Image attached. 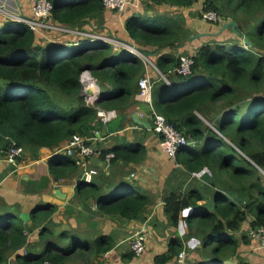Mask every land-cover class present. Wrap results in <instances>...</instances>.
Here are the masks:
<instances>
[{"label": "trees", "instance_id": "obj_1", "mask_svg": "<svg viewBox=\"0 0 264 264\" xmlns=\"http://www.w3.org/2000/svg\"><path fill=\"white\" fill-rule=\"evenodd\" d=\"M49 1L53 9L48 21L64 28L92 26L88 20L107 10L102 0ZM190 1L143 0L145 5L181 8L189 7ZM221 5L207 0L203 10L224 9L223 19L231 17L235 23V30L228 28L234 37L207 41L196 51L181 54L193 58L188 75L168 73L179 65L176 49L188 37L184 20L159 10L130 12L124 18L127 42L147 55L156 53L154 64L167 75L168 82L157 77L152 104L188 141L177 150L176 163L206 183L165 196L169 224L177 227L182 220L186 228L184 238L170 240L168 249L155 256V264L167 263L185 248L194 253L192 264H251L232 258L239 248L236 234L243 222L264 228V0H224ZM244 37L251 46L245 45ZM37 38L23 22H0V130L24 151L52 150L49 174L60 179L77 170L74 159L60 149L74 134L93 135L101 124L97 107L115 110L122 118L119 113L133 103L146 67L141 58L114 52L103 40ZM84 71L100 86L94 105H86L81 92ZM215 108L219 109L211 119L209 110ZM212 121L213 128L208 124ZM9 144L13 143H3L0 136V147ZM103 152H113L112 161L140 163L146 150L139 144ZM119 186L124 193L117 194V187L104 193L100 185L83 179L76 194L83 203L95 200L103 215L134 220L148 197L140 190L130 192L129 184ZM206 199L211 208L200 206ZM56 209L45 204L32 210L30 219L39 222ZM26 222L13 212L0 211V264H97L94 261L115 245L112 235L83 239L76 232L48 227L40 228L31 245L32 228ZM36 246L42 247L40 252H35Z\"/></svg>", "mask_w": 264, "mask_h": 264}, {"label": "crops", "instance_id": "obj_2", "mask_svg": "<svg viewBox=\"0 0 264 264\" xmlns=\"http://www.w3.org/2000/svg\"><path fill=\"white\" fill-rule=\"evenodd\" d=\"M23 11L29 12V8L24 6ZM228 31L233 34L231 30ZM217 32L213 34H220V41L230 38H222L225 31L219 34ZM196 49L193 47L189 52ZM177 50L180 53L184 50V45ZM147 74H150L149 70ZM119 114L122 118L119 116L95 128L97 137L100 138L97 146L102 149H111L113 146L133 149L139 144L143 145L146 152L142 162H127L118 158L106 167L103 159L93 157L86 169L77 168L68 177L57 179L49 174L48 160L53 151L48 148L25 150L16 166L9 165L0 158L1 214L10 211L19 216L27 212L31 218L32 210L45 204L54 205L57 209L50 217L39 222H33L30 218L27 220L28 227L34 228L31 234L35 231V237L38 238L40 228L44 227L54 228L58 232H76L83 239L112 235L115 240L114 247L96 259L95 263L155 264V256L168 249L170 240L183 237L186 228L182 220L177 227L169 224L164 214L165 196L173 192H185L191 187L204 186L206 183L202 178H197L180 165H176L161 149L159 136L152 130V114L146 103L135 98L133 103ZM0 136L3 143H14L2 130ZM83 179L100 185L104 193H109L116 187L117 194L124 193L119 185L129 184L131 189L128 190H140L148 197V203L134 220H125L119 215H103L95 200L83 203L77 198L76 186ZM57 190L60 194L56 193ZM208 199L201 201L200 206L202 204L209 207ZM200 210L201 207L197 209ZM249 227L248 222L241 224L239 235L237 233L236 236L239 238L238 253L232 258H242L251 264H264V249L259 247L255 239L248 236ZM139 229L145 231L146 242L143 254L136 256L130 251L128 239ZM29 241L34 239L30 240L29 237ZM197 246L201 247L200 244ZM41 249V246H36L35 252H40ZM194 257V253L185 251L184 258L177 256L165 264H192Z\"/></svg>", "mask_w": 264, "mask_h": 264}, {"label": "built area", "instance_id": "obj_3", "mask_svg": "<svg viewBox=\"0 0 264 264\" xmlns=\"http://www.w3.org/2000/svg\"><path fill=\"white\" fill-rule=\"evenodd\" d=\"M104 7L107 10H115L117 12H125L130 0H102ZM138 0H134V5H138ZM39 6H42L44 12L41 13ZM53 9V4L48 3H34L33 4V17L28 21L29 28L34 31L37 27L45 26L46 23H50L46 17L50 15ZM49 14V15H48ZM204 19L217 22L219 16L214 11H207L203 14ZM23 21L22 19H17ZM51 28L68 31L67 28L54 26L50 23ZM48 28V27H45ZM80 30V29H79ZM87 40H103L111 45L115 50L114 52H125L130 56L142 57V52L139 47L133 43L127 41H118L117 43L112 42L108 39L102 38H88ZM115 46V47H114ZM193 64V58L189 55L179 56V65L174 69V71H169L168 73H178L182 75H188L191 72V66ZM85 73V75H83ZM160 78L168 82L167 75H161ZM80 82L82 83V95L86 105H94L100 97L99 86L95 79L91 76L88 71L82 72L80 76ZM154 82L147 76H143L138 81L139 91L135 98L138 101L148 104L152 108V90ZM89 87L93 88L91 94L87 93ZM149 107V108H150ZM152 114V130L159 136V146L161 149L171 158L174 157L177 150L186 144L185 138L177 132V130L163 117L153 111ZM101 124H107L112 120L117 118V112L115 110H103L97 107L96 113ZM100 140L97 137L96 131L93 132L92 136H81L79 134H74L68 143L60 149V151L67 157L74 159L77 168L86 169L89 160L93 157L102 158L105 166L109 167L112 159L114 158L113 152H103L100 146H97V142ZM24 154V149L20 145L9 144L6 148L0 147V158L6 161L9 165L16 166L17 160L21 158ZM133 176V175H132ZM248 236L255 239L260 248L264 249V228L249 227ZM146 234L142 229L137 230L128 239V244L130 251L136 255L140 256L145 251ZM179 258L185 257V251L179 253ZM49 264V263H45Z\"/></svg>", "mask_w": 264, "mask_h": 264}, {"label": "rangeland", "instance_id": "obj_4", "mask_svg": "<svg viewBox=\"0 0 264 264\" xmlns=\"http://www.w3.org/2000/svg\"><path fill=\"white\" fill-rule=\"evenodd\" d=\"M138 5H134V0H130L126 11L125 12H117L115 10H106L105 13H103L101 16L94 17L88 22L92 25L89 26L87 23L86 25L82 26V29L79 30V28H67L68 31L64 30H57L55 28L50 27V23H46L45 26H40L37 27L34 32L38 36V41L39 40H46L47 41H62L66 38H69L67 40H71L70 37L73 38V40H77L79 38H102V39H108L112 42L117 43L118 41H127L128 37L126 33L124 32V18L128 16L130 12H137V11H142L151 14V11L153 10H159L161 12H170L172 13L173 16H176L179 20H184L182 22L187 31V36H193L196 35L197 33L201 34H206L201 37L195 38L191 41H183L184 45V50L180 51L178 53V50L176 49V53L178 55L181 54H189V50L193 49V47L199 46L202 43H205L207 41H213V40H219L221 38V35H215L213 33L217 32L221 28V24L223 22H226L228 20H232L231 17L228 19H223V13H225L224 9H221L220 11H217V15L219 16V20L217 22H212L209 20L204 19L203 14L205 13L203 10V7L205 6V2L207 0H191L190 1V6L189 7H174L172 5L166 4V3H154V5H145L143 0H138ZM216 2L217 6H220L223 4L224 0H214ZM48 3L50 2L49 0H0V21H6V20H15L19 21L17 19H22L25 24L28 23V21L33 17V4L38 3ZM27 5V6H26ZM226 6V4H224ZM24 6L29 8V12H24ZM41 11V13L44 12L42 6L38 7ZM219 8V7H218ZM22 9V10H21ZM207 12V11H206ZM215 12V11H214ZM227 14L230 15V13L226 12ZM49 15V14H48ZM46 19H49L47 16ZM220 23V24H218ZM28 25V24H27ZM55 26V25H54ZM48 27V28H45ZM64 28V27H63ZM229 28V27H228ZM226 28L225 33L222 35L223 39H226L228 37H234V34H230V32ZM232 30V28H230ZM49 30V31H46ZM82 36V37H81ZM77 37V38H76ZM187 37V38H188ZM217 37L216 39H214ZM65 41V40H64ZM72 41V40H71ZM220 41V40H219ZM223 41V40H222ZM115 47V46H114ZM114 50V49H113ZM115 51V50H114ZM125 51V50H123ZM156 59V53L147 55L144 52H142V57L141 60L143 64L146 67V74L148 78H150L154 84H157V77H160L161 75H164L161 73L158 68L155 66L154 62ZM149 70L150 76L147 74V71ZM85 75V73L83 74ZM94 79V78H93ZM98 84V83H97ZM99 86V84H98ZM100 89V86H99ZM148 105V104H147ZM150 107V106H149ZM219 108L211 109L209 110V114L213 119L215 117L216 112L218 111ZM154 108L152 104V108L150 107V112L153 113ZM155 112V111H154ZM118 117V116H117ZM213 121L210 123L208 122L209 126L213 128L212 125ZM155 133V132H154ZM156 134V133H155ZM186 145L188 144V141L186 140ZM176 155V153H175ZM174 155L173 158L170 157V159L175 162L176 165H179L176 163V156ZM195 175V174H194ZM196 176V175H195ZM198 177V176H196ZM205 182V179H204ZM205 185V184H204ZM202 187V186H200ZM34 228L31 229V231ZM35 231H33V234H29L30 240L34 239V241H30L31 245H35V242L37 241V237H35L34 234ZM184 235V234H183ZM239 235V233H238ZM237 236V234H236ZM184 238V236H183ZM239 239V238H238ZM239 249V248H238ZM34 250V249H33ZM186 250V248H185ZM195 254H199L198 250L195 251ZM242 259V258H241Z\"/></svg>", "mask_w": 264, "mask_h": 264}, {"label": "water", "instance_id": "obj_5", "mask_svg": "<svg viewBox=\"0 0 264 264\" xmlns=\"http://www.w3.org/2000/svg\"><path fill=\"white\" fill-rule=\"evenodd\" d=\"M228 27L232 28V30H235V23H234L232 20H228V21L222 23V24H221V28H220V30L217 32V34L221 33L223 30H225V29L228 28ZM203 35H206V34L197 33L196 35H193V36L188 37V38H187V41H191V40H193V39H195V38H198V37H201V36H203ZM215 35H216V34H215ZM243 39H244V42H245V45H246V46H251V44H250V42L248 41L247 38L244 37ZM92 92H93V88H92V87H89V88L87 89V93H88V94H91ZM99 99H100V97H99ZM56 193H57V194H60L59 190H57ZM19 217H20L23 221H27V220H29L30 215H29V213H27V212H23V213H21V214L19 215Z\"/></svg>", "mask_w": 264, "mask_h": 264}, {"label": "clouds", "instance_id": "obj_6", "mask_svg": "<svg viewBox=\"0 0 264 264\" xmlns=\"http://www.w3.org/2000/svg\"><path fill=\"white\" fill-rule=\"evenodd\" d=\"M100 90V89H99Z\"/></svg>", "mask_w": 264, "mask_h": 264}]
</instances>
